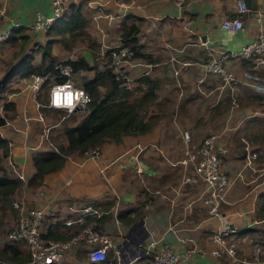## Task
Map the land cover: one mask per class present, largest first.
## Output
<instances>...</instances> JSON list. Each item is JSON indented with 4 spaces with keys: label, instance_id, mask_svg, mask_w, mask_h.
I'll list each match as a JSON object with an SVG mask.
<instances>
[{
    "label": "crops",
    "instance_id": "obj_1",
    "mask_svg": "<svg viewBox=\"0 0 264 264\" xmlns=\"http://www.w3.org/2000/svg\"><path fill=\"white\" fill-rule=\"evenodd\" d=\"M88 1L90 5L80 9L86 21L84 30L95 42H102L115 28L119 39L122 23L137 26V44L153 62L148 71L140 67L129 70L136 85L131 92L139 95L148 84L153 86L155 100L150 113L158 120L150 132L125 136L119 144L102 143L94 160L68 155L58 171L45 175L41 184L32 188L27 185L33 173L31 154L54 149V143L50 135L47 140L44 137L34 97L24 88L26 78L15 76L17 82L10 88L17 89L3 93L0 100V116H5L0 138L8 148L6 156L0 152V165L8 177H14L11 165L25 177L11 197L42 208L46 213L43 235L49 232L56 240L68 238L92 219L93 215L81 211L90 207L99 213L98 229L115 245L124 238L133 240L138 235L146 240L153 235L176 253H187L182 264H264V97L239 86L231 99L226 87L220 90L221 81L202 69L211 49H237L255 38L253 13L264 12V0H245L248 12L240 15L233 0ZM35 12L48 16L49 0H0V32L14 25L17 28L0 45V77L30 54L35 38L42 34L27 29ZM98 14L111 18L95 17ZM233 17L241 20L242 29L229 33L218 27L222 19ZM49 29V33H60L55 26ZM86 62L92 65L91 58ZM31 63L36 65L33 60ZM226 66L239 75L252 64L236 60ZM257 70L264 76V66ZM141 72L149 81L146 86L138 83ZM6 102L13 104L12 110H3ZM53 128L55 124L49 130ZM183 131L189 136L187 144L182 141ZM208 134L217 136L223 153L221 168L231 179L215 213L201 202L202 183L178 162ZM251 153L255 157L248 168L245 160ZM138 169L141 172H136ZM119 212L122 221L116 219ZM80 214L83 222L64 224ZM8 217V209L0 212V231L6 222L13 224ZM229 227L236 229L234 258L209 256L215 247L211 232ZM3 241L0 249L8 244L5 237ZM84 253L79 244L60 264H86ZM110 261L111 257L97 264ZM128 264H147V259L138 257Z\"/></svg>",
    "mask_w": 264,
    "mask_h": 264
},
{
    "label": "built area",
    "instance_id": "obj_2",
    "mask_svg": "<svg viewBox=\"0 0 264 264\" xmlns=\"http://www.w3.org/2000/svg\"><path fill=\"white\" fill-rule=\"evenodd\" d=\"M88 0H49L50 13L48 16H42L35 12L34 19L27 29L38 34L46 32L53 23L60 19L67 11L69 5L78 6L90 5ZM234 9L237 15L248 12L245 0H233ZM264 12L255 11L253 13V22L256 27V36L248 44L241 45L237 49H211L207 54L206 62L202 64L205 75H214L219 81L220 90L226 87L233 99L235 87L245 86L252 93L264 97V76L257 70L264 66ZM95 17H103L108 20L111 18L107 14H98ZM218 27L229 33H234L242 29V22L238 17L231 19H222ZM17 29L16 25L11 29L0 32V45L5 43L11 36V31ZM101 59L111 62V73L120 86L128 88L132 81L129 70L135 67H143L144 71L151 69V63L141 62L132 57V51L127 46L120 44L109 49L105 54L100 51ZM245 60L252 66L244 69L239 75H234L226 66L228 61ZM63 63V62H61ZM55 63L53 69L57 74H30L26 77L24 88L36 98L41 91L43 83L48 84L46 101L41 103L35 100V108L38 110V121L42 122L43 117L40 111L44 109L63 110L65 113H83L90 102L89 95L79 86L73 84L72 69L68 64ZM185 64V63H183ZM145 72L139 73V77ZM55 77L63 78L61 81H55ZM202 78L197 80L199 85ZM61 89L63 91H61ZM60 93L59 99H56L54 93ZM72 94V104L66 103V94ZM82 93V95H78ZM201 93V92H200ZM43 129L45 127L43 126ZM44 137L47 140L45 133ZM49 129V128H48ZM182 141L187 144L189 136L186 131L182 132ZM222 151L217 146V136L214 134L206 135L196 146L185 151L184 156L178 162L184 168H190L198 181L203 185L204 198L201 202L207 205L211 213H215L221 203L224 202V194L231 184V179L222 170L223 156ZM100 155V146L88 149L81 154V160H94ZM255 154H248L245 165L250 168L251 159ZM136 172H141L139 169ZM11 173L24 181L23 173L17 171L14 165H11ZM12 208L15 211V222L6 232L5 239L8 243H14L20 247L22 252L27 255V259L22 262L14 263L0 259V264H60L65 254L74 247L82 244L84 246L83 262L100 263L107 258V252H111V260L114 264H128L135 258L145 257L147 264H182L187 259L188 254H178L170 246L156 238L153 235L146 240L136 236L133 240L124 238L115 245L110 237L103 234L97 227V217L99 213L90 207L81 209L83 214L93 215L87 223L83 224L75 233L64 240H52L43 237V226L46 213L42 208L29 207L22 200L12 202ZM83 214H80L73 220L64 221L65 225L73 222H83ZM236 229L229 227L224 230L216 229L210 234V241L215 245L207 254L214 258L228 257L233 259L235 256L237 240L234 237ZM204 255V252H200Z\"/></svg>",
    "mask_w": 264,
    "mask_h": 264
},
{
    "label": "trees",
    "instance_id": "obj_3",
    "mask_svg": "<svg viewBox=\"0 0 264 264\" xmlns=\"http://www.w3.org/2000/svg\"><path fill=\"white\" fill-rule=\"evenodd\" d=\"M56 23H58L57 26ZM85 25L86 21L81 14L80 7L69 5L66 13L56 20L51 27H57L61 33H69L75 37L81 36L90 40L89 35L84 30ZM137 32V26L133 23H122L119 33L120 47L128 46L132 51L133 58L152 63L153 61L149 55L142 52V46L137 44L135 37ZM108 51L109 49H106V52ZM31 60L32 55L26 54L16 67L7 70L6 76L4 75L5 78L2 81L0 80V92L5 93L2 87L3 83L15 76L26 78L30 74L44 73L58 75L57 71L53 69L55 59L50 55L49 45L41 51L38 64L33 65ZM61 64L70 65L74 74L78 71H93L92 78L86 79L80 84V87L89 95L90 102L86 111L83 112V116L76 123L69 125L62 121L59 137L63 143L55 138L54 141L52 140L54 149L44 152L37 151L31 154L30 163L33 173L28 179L27 185L32 188L38 187L45 175L58 171L68 155L76 154L79 156L84 151L100 146L104 142L119 144L125 136L145 134L153 129L158 120L157 116L150 113V105L155 100V93L153 92V86H149L147 77H139L138 83L145 86L148 84L146 86L148 88L130 100L128 99L130 93L119 86L109 68L99 71L96 69V64L90 65L82 57L76 60H67ZM61 80L63 78L55 77V81ZM46 85V82L43 83L42 88H45ZM99 88L104 89V92L100 93ZM11 92L9 90L6 93ZM35 99L38 101V98ZM2 108L4 111L12 110L13 104L6 102ZM4 122L5 116H0V126ZM7 151L6 142L0 138L1 155L6 156ZM20 185L21 181L16 177H8L0 165V212L10 207L11 196ZM116 218L118 221H122L123 214L121 212L117 213ZM43 237L56 240L50 237L49 232L44 234ZM0 259L18 263L25 261L27 255L19 250L16 244L8 243L1 247Z\"/></svg>",
    "mask_w": 264,
    "mask_h": 264
},
{
    "label": "rangeland",
    "instance_id": "obj_4",
    "mask_svg": "<svg viewBox=\"0 0 264 264\" xmlns=\"http://www.w3.org/2000/svg\"><path fill=\"white\" fill-rule=\"evenodd\" d=\"M48 30L46 32L42 33L41 35H37V37L35 38V39H37L36 43L31 45L32 50L29 53L32 55V57H33L32 60L35 62V64H38V62L40 60L41 51L43 49H45L47 45H49L50 55L55 59V63H61V62H64L66 60H76V59L82 57V55H84L85 60H87L88 58H91V63L96 64L97 70L102 71L103 69L108 68V67L111 69V67H112L111 62L109 64L108 61H105V58H103V60H102L100 55H99V52L102 51L105 54L106 49L114 48L120 44L118 36H117V30H119V29L115 28V29L111 30L108 33L109 36L105 35L102 42L99 41V43L94 41L95 40L94 37L91 38L89 36L90 40H87L84 37H81V36L75 37L69 33H61V32L57 33V31H55L56 33L55 32L49 33ZM49 40H51V41H49ZM90 45H92V46H90ZM92 75H93L92 71L77 72V73L72 75L73 84L80 87L81 82L86 80V79L91 78ZM3 76L0 77L1 81L5 78L6 75L4 77ZM15 79H16L15 77L13 79L10 78V79H8V81L3 83L2 87L5 91V93L8 92L9 90L14 91L17 89V87L15 89L10 88V87H13L14 83L17 82V80H15ZM132 82L133 81H131L128 84V88H126L125 86H121L123 89H125L126 91H128L130 93L128 95L129 96L128 99H130V100H132L134 97H137V94L131 92L136 87V85H133ZM48 84H49V80H48L45 88H42L41 91L37 94L36 98H38V101L41 103H43L47 97ZM146 88H148V87H145L144 89H146ZM99 91H100V93H103L104 89L99 88ZM2 97H3V92H0V100ZM34 100H36V99H34ZM40 113L44 119L41 122L42 123V129L44 126L45 129H43V130L47 131L45 133V135L48 136V138L50 135L52 137L51 141L52 140L54 141L55 138H57V140L59 141V139H58V138H60L59 137V135H60L59 124L62 125V121L65 124H73L75 120L78 121L83 116V113H76V114H68L67 115L65 113V111H63L61 109L55 110V111L50 110V109H44L43 111H40ZM54 124L56 125V128L49 130L48 128H50ZM15 200H16V198L11 197L10 207H8L9 216H10V217H8V220L10 221V218H11V223L13 222V224L15 222L16 215H15L14 209L12 208V202ZM13 224L11 226H8L9 222H6L1 227L0 244H1V242H4L3 237L6 236V232L13 226Z\"/></svg>",
    "mask_w": 264,
    "mask_h": 264
},
{
    "label": "clouds",
    "instance_id": "obj_5",
    "mask_svg": "<svg viewBox=\"0 0 264 264\" xmlns=\"http://www.w3.org/2000/svg\"><path fill=\"white\" fill-rule=\"evenodd\" d=\"M61 91H63V90L61 89ZM78 95H82V93H80V94H78ZM54 96H55L56 99H59L60 93H59V92L54 93ZM65 99H66V103H67L68 105H71V104H72V99H73V97H72V94H71L70 92L66 94Z\"/></svg>",
    "mask_w": 264,
    "mask_h": 264
},
{
    "label": "water",
    "instance_id": "obj_6",
    "mask_svg": "<svg viewBox=\"0 0 264 264\" xmlns=\"http://www.w3.org/2000/svg\"><path fill=\"white\" fill-rule=\"evenodd\" d=\"M140 223H138L137 225H139ZM107 264V263H106ZM110 264H114V260L110 261Z\"/></svg>",
    "mask_w": 264,
    "mask_h": 264
}]
</instances>
